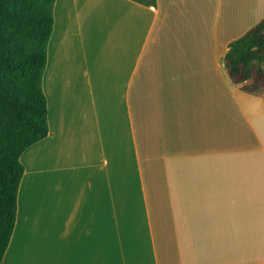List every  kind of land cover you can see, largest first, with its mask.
Returning <instances> with one entry per match:
<instances>
[{"label": "crops", "instance_id": "obj_1", "mask_svg": "<svg viewBox=\"0 0 264 264\" xmlns=\"http://www.w3.org/2000/svg\"><path fill=\"white\" fill-rule=\"evenodd\" d=\"M264 0H56L46 138L1 264H264V91L225 56Z\"/></svg>", "mask_w": 264, "mask_h": 264}, {"label": "trees", "instance_id": "obj_2", "mask_svg": "<svg viewBox=\"0 0 264 264\" xmlns=\"http://www.w3.org/2000/svg\"><path fill=\"white\" fill-rule=\"evenodd\" d=\"M56 0H0V264L17 217L23 153L47 137L43 90ZM225 67L242 91H264V19L230 44Z\"/></svg>", "mask_w": 264, "mask_h": 264}, {"label": "rangeland", "instance_id": "obj_3", "mask_svg": "<svg viewBox=\"0 0 264 264\" xmlns=\"http://www.w3.org/2000/svg\"><path fill=\"white\" fill-rule=\"evenodd\" d=\"M142 1H149V0H142ZM262 18H264V15L261 17H258V20H261Z\"/></svg>", "mask_w": 264, "mask_h": 264}]
</instances>
